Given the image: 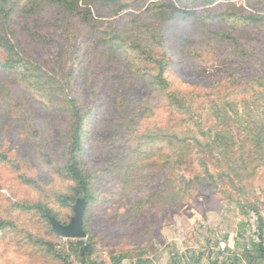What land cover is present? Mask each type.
Wrapping results in <instances>:
<instances>
[{"label":"rangeland","instance_id":"obj_1","mask_svg":"<svg viewBox=\"0 0 264 264\" xmlns=\"http://www.w3.org/2000/svg\"><path fill=\"white\" fill-rule=\"evenodd\" d=\"M99 1L92 5L99 15L109 17L117 7L108 3L111 9H105L104 0ZM171 1L180 8L181 3ZM208 1L189 0L188 6L203 5L199 14H218L228 23L238 15L258 17L259 23L235 30V43L208 41L201 20L164 23L161 31L176 61L167 73L173 87L190 92L201 104L214 91L234 104L228 113L236 145L230 170L223 156L197 148L192 151L193 173L155 169L161 161L159 139L167 146L172 116L146 84L147 66L134 54L115 52L109 43L100 46L97 37L105 35L54 6L33 19L11 17L7 32L0 25V35L47 77L66 85L86 114L78 160L91 177L94 199L84 218L83 243L91 245L84 259L76 242L50 234L49 223L39 214L18 210L41 203L65 224L73 216L77 197L70 207L57 200L73 185L58 171L68 158L70 115L58 109L63 102L56 89L44 85L42 93L33 91L30 70L0 69V102L15 110L13 115L0 104V220L7 223L0 230V264H264V151L255 162H235L241 149L254 147L248 140L264 124V0ZM143 2L101 20L98 31H133L132 20L151 24L144 10L156 0ZM207 27L231 31L226 23ZM143 165L151 169H138ZM205 167L212 180L203 174ZM134 172L135 179L130 178ZM194 174L202 176L203 184ZM20 177L33 185L23 184Z\"/></svg>","mask_w":264,"mask_h":264},{"label":"trees","instance_id":"obj_2","mask_svg":"<svg viewBox=\"0 0 264 264\" xmlns=\"http://www.w3.org/2000/svg\"><path fill=\"white\" fill-rule=\"evenodd\" d=\"M96 0H0V22L1 26H8L10 21L16 19V17H34L43 12L46 7L54 6L59 13L71 17L72 19H77L80 23L84 24L88 29H91L95 34L105 35V38L97 37L100 46L106 45V43L113 46V50L122 55L128 56V54H134L136 58L140 60L147 66L145 76L146 84L150 86L152 91L157 94V96L164 102V108L172 116L173 124L170 128V138L167 142V146L164 145L160 137L159 144V158L160 162H157L155 169L161 168L165 171L166 167L169 168V172L173 174L175 171H183L187 173H193L194 164L192 160V151L197 149L207 150L210 153H217L223 156V159L227 160L229 164V170L232 169V163L230 154L232 153V147H235L233 137L230 135V125H229V110H234V104L227 101V97H220V94L216 91L209 93L206 96V101L201 104L198 101L191 99L190 92L183 91L182 89H176L173 87L172 82L169 80L167 73L172 67H175L176 61L173 59V54L169 51L167 45L165 44L164 35L161 31V26L164 23H170L174 21H180V23L189 20H201L200 30L205 34L208 41L215 42H236V37L233 32L240 27L257 26L259 23L258 17L249 15H238L230 23L226 19L221 18L218 14H213L206 12L205 14H199L197 10L198 7L203 6H192L189 5V0H177L180 4V8H177L171 0H156L154 3H150L145 7V14L152 19L151 24L146 22L137 23L133 21L136 28L133 31H123L124 33H117L116 30L112 29L110 32L98 31L97 26L102 22L101 20L106 18H114L119 16L120 13L128 10L129 7H136L138 4L145 3L143 0H133L131 3L124 2L122 0H104L101 3V7L105 9H111L107 7L108 3H113L117 7L112 8V14L107 17L105 15H99L94 11V4ZM100 2L99 0H97ZM149 1V0H144ZM215 0L208 1V5H212ZM217 1V0H216ZM213 2V3H214ZM31 5L30 10L28 9ZM143 7V6H142ZM106 12L109 13L108 10ZM248 22L249 25L246 23ZM203 23L205 26H203ZM231 27V31H219L215 28H208L214 25L215 27L225 24ZM98 24V25H97ZM159 24V27H158ZM99 27V26H98ZM256 29V28H255ZM0 32L2 30L0 29ZM7 35V33H4ZM110 36V37H109ZM127 38L131 41L128 42ZM16 45L13 41H9L5 36L0 35V69L5 71H12L14 73L19 69H24V71L29 72L31 75L27 76L32 78L35 84H30L34 92L42 93V86L47 85L55 90V96L62 100L63 105L58 108H62L63 112L70 115L69 118V128L65 135L68 136V147L66 149V159L65 166L63 168H58L61 176L66 180L70 181L73 185L68 193L57 195V200L61 206L70 207L71 203L76 197L84 195L86 207L83 217V229L85 231L84 218L88 213L90 204L94 201L93 194L91 193V177L82 168L78 156L82 151L83 144V128L85 113L81 110L80 106L76 103V100L69 97L66 92L67 86L58 83L55 77H47L40 70L37 64L33 65L25 60V56L20 54ZM199 58H201L199 56ZM173 65V66H172ZM60 70L64 67V62L58 64ZM59 72V69H58ZM36 75H35V74ZM71 73V70L66 72V76ZM57 77L61 76V73H56ZM135 76H140L138 70H134ZM41 77L43 83L40 84L39 78ZM48 79V82L44 83V80ZM250 79L260 82L262 77H250ZM42 99V97H41ZM0 104L13 115H15V110L8 108L3 102ZM4 109V110H5ZM264 115V113L262 114ZM213 119V123L211 122ZM209 123V124H208ZM259 132L255 137L248 140L254 143V147H250L247 151L241 149L243 153L242 156L235 162H239L242 165L246 164L245 158L250 162H255L259 160L263 150L264 144V124L259 127ZM245 146V145H244ZM3 162H7V158L3 156ZM48 164V163H47ZM132 166H129V171H132ZM150 168V165H143L138 169ZM210 180L213 176L209 173L207 167L203 173ZM136 172L131 174L130 178L135 179ZM195 180L199 184H203V178L201 175L194 174ZM23 184L27 186H32V180L26 177H20ZM193 180V179H191ZM15 205L14 207H16ZM18 210H33L34 213L39 214L38 216L46 221L45 213L51 214L59 223L65 224L59 219L58 214H56L51 209L44 207L41 203H31L27 207L20 206ZM7 223L0 220V230L6 227ZM50 225V224H49ZM50 234L63 238L56 233H54L51 228L49 229ZM32 239L31 235H28ZM38 241H44L43 239H38ZM76 242V248L80 249V257L84 259L86 252L90 248V243L87 241L83 243V239L74 240ZM50 248H53V244L48 243ZM261 254L264 256L263 250L261 249ZM84 264V261L83 263Z\"/></svg>","mask_w":264,"mask_h":264},{"label":"water","instance_id":"obj_3","mask_svg":"<svg viewBox=\"0 0 264 264\" xmlns=\"http://www.w3.org/2000/svg\"><path fill=\"white\" fill-rule=\"evenodd\" d=\"M85 207L86 202L84 195L77 197L72 206L73 216L70 218L68 224L59 223L51 214L46 212L45 215L52 231L69 240L85 239L86 233L83 229Z\"/></svg>","mask_w":264,"mask_h":264}]
</instances>
